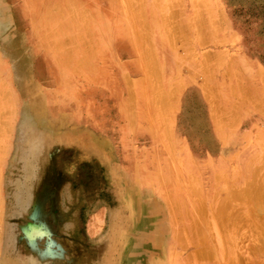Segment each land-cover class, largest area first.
<instances>
[{
    "label": "rangeland",
    "instance_id": "1",
    "mask_svg": "<svg viewBox=\"0 0 264 264\" xmlns=\"http://www.w3.org/2000/svg\"><path fill=\"white\" fill-rule=\"evenodd\" d=\"M109 4L0 0V56L15 58L6 59V65L1 60L0 75L13 68L10 87L18 94L2 116L11 129L0 135V264H152L146 250L137 249L150 245L144 216L153 211L142 200L146 191L136 185L137 211L130 210L125 194L124 174L135 170L170 183L161 193L188 223L200 201L213 206L211 218L231 212L223 224L216 222L222 228L211 229L207 245L215 254L195 253L209 248L206 243L174 244L178 264H216L220 252L225 259L234 254L244 259L240 264H264V225L256 230L255 221L264 223V186L263 201L255 190L256 196L250 193L252 178L257 177V187L264 184V177L259 181L264 172V0ZM121 28L131 32L128 42L117 37ZM105 30L110 37H104ZM30 138L38 147L29 162ZM73 142L91 156L87 165L71 167ZM229 186L236 196L225 200Z\"/></svg>",
    "mask_w": 264,
    "mask_h": 264
},
{
    "label": "bare ground",
    "instance_id": "2",
    "mask_svg": "<svg viewBox=\"0 0 264 264\" xmlns=\"http://www.w3.org/2000/svg\"><path fill=\"white\" fill-rule=\"evenodd\" d=\"M23 1V0H22ZM55 1V0H54ZM70 1V0H69ZM81 1V0H80ZM109 1H112V0H100V2L101 3H103V4H108V5H110L109 4ZM126 1V0H125ZM25 2H27V1H25ZM84 2V1H83ZM119 3L120 2H123V1H118ZM30 3V2H29ZM28 3V4H29ZM58 3H59V1H58ZM62 3H64V2H62L61 1V4ZM31 4V3H30ZM34 5V4H33ZM112 5V4H111ZM126 5H128L127 3H125V4H123L122 6H126ZM10 6V5H9ZM74 7V6H73ZM141 7V6H140ZM143 7H145V6H143ZM156 7V6H155ZM86 8V7H85ZM129 8V7H128ZM127 8V9H128ZM142 8V7H141ZM30 9V8H29ZM80 9V8H79ZM152 9H154L153 7H152ZM165 9V8H164ZM138 11V10H137ZM136 11V12H137ZM140 11H142L141 9H140ZM149 11V13H150V10H148ZM128 12V11H127ZM154 12V11H153ZM132 13V12H131ZM139 13V12H138ZM137 13V14H138ZM149 13H147V14H149ZM160 13V12H159ZM165 14V13H164ZM129 15H132V14H129ZM133 17H135V16H133ZM137 17V16H136ZM139 17V16H138ZM137 17V18H138ZM153 17H154V15H153ZM162 17H163V15H162ZM162 17H160V18H162ZM150 18V17H149ZM166 18V17H165ZM132 19V18H131ZM152 19V18H151ZM167 19H169V17L167 18ZM171 19H173V18H171ZM156 20V19H155ZM170 20V19H169ZM137 21V20H136ZM165 21V20H164ZM167 21V20H166ZM172 21V20H171ZM171 21H169L168 22V24H170L171 25ZM174 22H175V20H173ZM93 22V21H92ZM95 22V21H94ZM112 22V21H111ZM150 22V21H149ZM159 22V21H158ZM174 22H172V24L174 23ZM86 24H87V21L85 22ZM125 23H127V22H125ZM134 23V22H133ZM148 23V22H147ZM151 23V22H150ZM157 23V22H156ZM176 24L178 23V22H175ZM89 24V23H88ZM95 24V23H94ZM93 24V25H94ZM103 24V23H102ZM162 24H163V22H162ZM166 24H167V22H166ZM68 25V24H67ZM73 25V24H72ZM84 25V24H83ZM90 25V24H89ZM88 25V26H89ZM109 25V24H108ZM150 25V24H149ZM174 25V24H173ZM173 25H171V26H173ZM178 25H180L181 26V24L179 23ZM177 25V26H178ZM95 26V25H94ZM103 26V25H102ZM110 26V25H109ZM108 26V27H109ZM120 26V25H119ZM166 26V25H165ZM169 26V25H168ZM180 26H178L179 27V30L177 29V31H179V32H182V30L183 29H181V31H180ZM98 27V26H97ZM130 27H132V26H130ZM144 27H146L147 28V26H145V23H144ZM151 27H152V24H151ZM176 27V26H175ZM177 27V28H178ZM183 27V26H182ZM87 28V27H86ZM85 28V29H86ZM94 28V27H93ZM92 28V29H93ZM99 28V27H98ZM127 28V27H126ZM82 29V28H81ZM105 29V28H104ZM103 28L101 29V30H104ZM110 29V28H109ZM148 29V28H147ZM173 29H175V28H173ZM67 30V29H66ZM65 30V31H66ZM76 30V29H75ZM87 30H89V29H87ZM98 29L96 28V30L95 31H97ZM144 31L146 30V29H143ZM142 30V31H143ZM149 30V29H148ZM163 30V29H162ZM171 30H172V27H171ZM176 30V29H175ZM69 31V30H68ZM94 31V30H93ZM94 31V32H95ZM109 31L110 30H105L104 31V37H107V36H109L110 37V34H111V32L109 33ZM114 31V30H113ZM17 32V31H16ZM70 32H71V29H70ZM75 32V31H74ZM73 32V33H74ZM115 32V31H114ZM149 31H147V33H148ZM163 32V31H162ZM162 32H161V34H162ZM165 32H167V31H165ZM171 32H173V33H175L176 31H171ZM179 32H177L176 34H178ZM184 32V31H183ZM182 32V33H183ZM23 33V32H22ZM66 33H67V31H66ZM80 33V32H79ZM90 33V32H89ZM101 33V32H100ZM146 32L144 33V36H145V34H147ZM172 33V34H173ZM186 33V29H185V32H184V34ZM58 34V33H57ZM71 34V33H70ZM95 34V33H94ZM116 34H117V37H119V38H121V39H123V40H125V39H127V41L126 42H128V40H129V38L130 37H132V35H131V32L129 33L128 31H126V30H122V28L121 29H117V31H116ZM141 34H142V32H141ZM149 34V36H148V38L147 37H144V38H147L148 39V41H149V37H151L150 36V32L148 33ZM164 34V33H163ZM167 34H169V33H167ZM58 35H60V34H58ZM73 35H75V34H73ZM77 35V34H76ZM80 35V34H79ZM85 35V34H84ZM92 35V34H91ZM101 35V34H100ZM143 35V34H142ZM155 35V34H154ZM157 35V34H156ZM170 35H171V33H170ZM190 35V34H189ZM169 36V35H168ZM172 36V35H171ZM174 36V35H173ZM2 37V36H1ZM69 37V36H68ZM73 37V36H72ZM79 37H81V36H79ZM95 37V36H94ZM98 37H99V35H98ZM136 37H138V38H140V35H137ZM136 37H134V38H136ZM166 37V36H165ZM54 38V37H53ZM75 38H76V36H75ZM89 38V37H88ZM96 38V37H95ZM100 38V37H99ZM144 38H143V40H144ZM64 39V38H63ZM72 39V38H71ZM77 39V38H76ZM163 39H164V35H163ZM166 39V38H165ZM169 39H170V37H169ZM168 39V40H169ZM179 39H181V38H179ZM56 40H57V38H56ZM154 40V39H153ZM174 40V39H173ZM175 40H176V38H175ZM175 40H174V42H175ZM25 41V40H24ZM72 41V40H71ZM86 41V40H85ZM84 41V42H85ZM90 41H92V40H90ZM89 41V42H90ZM98 41V40H97ZM100 41H101V39H100ZM147 41V42H148ZM164 41V40H163ZM167 41V40H166ZM57 42H59V41H57ZM64 42H65V45H66V40H64ZM78 42V41H77ZM96 42V41H95ZM145 42V41H144ZM150 42H151V40H150ZM2 43L3 44H5V45H8V43H10L9 42V40L8 39H2ZM49 43V42H48ZM47 43V44H48ZM73 43H75V42H73ZM79 43V42H78ZM75 44V45H79V44ZM82 44L81 45H85L86 44V42L85 43H83V42H81ZM171 43V42H170ZM23 44V43H22ZM88 44V43H87ZM93 44V43H92ZM100 44V43H99ZM146 44V43H145ZM50 45V44H49ZM52 45V44H51ZM74 45V46H75ZM83 45V46H84ZM97 45V44H96ZM103 45V44H102ZM175 45V44H174ZM179 44H177L176 46H178ZM60 46V45H59ZM72 46V45H71ZM91 46V45H90ZM154 46H156V45H153L152 46V48L154 47ZM53 47V46H52ZM63 47V46H62ZM62 47H61V49H62ZM68 47V46H67ZM66 47V48H67ZM100 47V46H99ZM103 47H104V45H103ZM143 47H145V45H143ZM148 48H149V46H147ZM174 47V46H173ZM48 48V47H47ZM59 48V47H58ZM71 48V47H70ZM69 48V49H70ZM86 48H88V47H86ZM92 48L93 49H95L94 48V45L92 46ZM92 48H90V49H92ZM40 49H42V48H40ZM44 49V48H43ZM50 49V48H49ZM68 49V50H69ZM77 49H79V48H77ZM77 49H76V51H77ZM89 49V50H90ZM137 49H138V47H137ZM157 49V48H156ZM175 50L177 49V48H174ZM54 50H56V49H54ZM60 50V49H59ZM62 50H64V48L62 49ZM67 50V49H66ZM68 50H67V55H68ZM159 50V49H158ZM178 50V49H177ZM31 51V50H30ZM81 51V50H80ZM91 51V50H90ZM102 51V50H101ZM134 51H135V49H134ZM140 51V50H139ZM151 51V50H150ZM153 51V50H152ZM182 51L184 52V50H181V52L180 53H182ZM53 52V51H52ZM83 52H85V51H83ZM141 52H142V50H141ZM178 52V53H179ZM101 53V52H100ZM103 53H104V51H103ZM26 54V53H25ZM70 54V53H69ZM81 54H84V53H82L81 52ZM163 54V53H162ZM183 54V53H182ZM191 54V53H190ZM27 55V54H26ZM102 55V54H101ZM146 55V53L144 52L143 54H141V57H144ZM151 55H153V54H151ZM155 55H156V53H155ZM180 55V54H179ZM3 56H5V57H3ZM3 56H0V63H3L4 65H6V64H8L7 63V60L6 59H11V58H14L13 57V55L12 54H4ZM54 56V55H53ZM69 56V55H68ZM97 56V55H96ZM3 57V58H2ZM61 57V56H60ZM64 57V56H63ZM67 57V56H66ZM182 57V56H181ZM187 57V56H186ZM55 58V57H54ZM53 58V59H54ZM3 59V60H2ZM15 59V58H14ZM52 59V60H53ZM185 59V58H184ZM3 62H2V61ZM56 60V59H55ZM54 60V61H55ZM33 62V61H32ZM55 63V62H54ZM78 63H80V62H78ZM33 64V63H32ZM1 66V65H0ZM55 66V65H54ZM152 66V65H151ZM58 67V66H57ZM60 68V67H59ZM0 69H1V67H0ZM61 69V68H60ZM3 70V69H2ZM2 70H0V71H2ZM58 70V69H57ZM63 70V69H62ZM159 70H161V69H158V71H157V69L156 70H153L154 72H156V73H158L159 72ZM177 70V69H176ZM51 71V70H50ZM61 72V71H60ZM146 72V71H145ZM150 72V68H149V71H148V74H150L149 73ZM13 73V68L11 69V71L8 73V74H6V75H4V76H2V74L0 75V135L1 134H3V132H5L6 130V132H7V134L8 133H10V129H11V126L8 124V120L7 119H4L2 116L6 113V111H5V113L3 112V109H4V106H8L9 105V103L11 104L12 102L14 103V101L16 100V97H17V93L15 92H13L12 91V89H11V87H10V85H13V78H12V76H11V74ZM63 73V72H62ZM161 73V72H160ZM29 75H31V74H29ZM151 76H152V74H150ZM160 75V74H159ZM155 74L153 73V78L155 79ZM63 77H65V76H63ZM125 77H126V75H125ZM150 77V76H149ZM163 77V76H162ZM150 78H152V77H150ZM130 79V78H129ZM151 80L150 79V83H152V81H154L155 82V80ZM173 79V78H172ZM64 80V79H63ZM127 80V79H126ZM168 80V79H167ZM51 81V80H50ZM129 81V80H128ZM127 81V82H128ZM134 82H135V80H133ZM133 81H131L130 80V82H132L133 83ZM140 82H141V84L144 82V79H140L139 80ZM139 81H137V82H139ZM129 82V83H130ZM137 82H135V83H137ZM174 82V81H173ZM172 82V83H173ZM176 82V81H175ZM128 83V87H130V86H132V88H133V84L131 85V84H129ZM25 84L26 85H28V84H30V82L28 83V81H26L25 82ZM25 84H24V87H25ZM66 84V83H65ZM153 84V83H152ZM151 84V85H152ZM159 84V83H158ZM170 84V83H169ZM168 84V85H169ZM16 85V84H15ZM14 85V86H15ZM20 84H17V86H19ZM155 86H157L156 85V83L154 84ZM159 85H161V84H159ZM40 86V85H39ZM64 86V85H63ZM153 86V85H152ZM159 87H161V86H159ZM158 87V88H159ZM56 88V87H55ZM60 88V87H59ZM153 88V87H152ZM20 89H23V87L22 86H20ZM160 89V88H159ZM163 89V88H162ZM28 90V89H27ZM27 90H24L23 91V93L26 91V94H28V92H27ZM153 90V89H152ZM130 92V91H129ZM134 92V91H133ZM19 93L20 94H22V92L19 90ZM51 93V92H50ZM132 93V92H131ZM135 93V92H134ZM154 94H155V92H153ZM158 93V95H159V91L157 92ZM163 94H162V97H163V95H164V92H162ZM31 94V93H30ZM44 94V93H43ZM53 94V93H52ZM133 94V93H132ZM53 95H55V94H53ZM157 95V94H156ZM161 95V94H160ZM159 95V96H160ZM128 96H130L129 98H133V95H129V93H128ZM132 96V97H131ZM159 96L157 97V98H159ZM166 96V95H165ZM56 97V96H55ZM156 97V96H155ZM162 97H160V98H162ZM15 98V99H14ZM163 98H165V97H163ZM53 99H55V98H53ZM130 99V100H131ZM148 99V98H147ZM19 100V99H18ZM17 100V101H18ZM133 100H134V98L131 100L132 102H133ZM152 100H155V99H152ZM136 101V100H135ZM24 103V102H23ZM37 103V102H36ZM152 103H153V101H152ZM130 104V103H129ZM131 104H133L134 105V103H131ZM153 105V104H152ZM26 106V105H25ZM24 106V107H25ZM120 106V105H119ZM131 106V105H130ZM30 107V106H29ZM44 107H45V105H44ZM129 108V107H128ZM132 108V107H131ZM133 108H135V106L133 107ZM46 109V108H45ZM124 109V108H123ZM42 110V109H41ZM126 110V109H125ZM135 110V109H134ZM7 111H9V110H7ZM39 111V110H38ZM44 111V110H43ZM158 112V111H157ZM33 113H34V111H33ZM42 114V113H41ZM41 114H40V116H41ZM46 114V113H45ZM33 116V115H32ZM152 116V115H151ZM164 116V115H163ZM169 116V115H168ZM3 118V119H2ZM7 118V117H6ZM41 119V118H40ZM43 120V119H42ZM164 120V119H163ZM135 122V121H134ZM132 123V122H131ZM168 123V122H167ZM169 124V123H168ZM133 126V125H132ZM166 126H167V124H166ZM8 127V128H7ZM161 127V126H160ZM25 128V127H24ZM73 128V127H72ZM166 128V127H165ZM164 128V129H165ZM74 129V128H73ZM9 130V131H8ZM24 130V129H23ZM49 131H50V129H49ZM84 131H86V130H84ZM87 131H88V129H87ZM164 131V130H163ZM70 132V131H69ZM56 133V132H55ZM87 133V132H86ZM4 135V134H3ZM51 135V134H50ZM93 135V134H92ZM167 135V134H166ZM2 136V135H1ZM78 136V135H77ZM54 138V137H53ZM172 138V137H171ZM30 141H33L32 140V138H30L29 139V148H31L30 150H29V153H30V159H29V162L30 161H32V158H33V156L36 154V150H37V147H38V143H35V141H33L32 142V146H30ZM85 141V140H84ZM95 141V140H94ZM74 143V146H75V148H76V151L75 150H73V151H71L70 152V154L71 155H73L72 157H71V162H72V166L71 167H79V165L80 164H85V165H87V163H89L90 162V158H91V156L85 151H82L81 150V147H79V148H77V142H73ZM4 146V145H3ZM6 146V145H5ZM4 146V147H5ZM72 146V145H71ZM0 147H1V145H0ZM55 147V146H54ZM53 148V147H52ZM59 148V147H58ZM100 148V147H99ZM6 149V148H5ZM101 149V148H100ZM1 150H2V148H1ZM4 150V149H3ZM19 151V150H18ZM54 151V150H53ZM1 152V151H0ZM4 152V151H3ZM50 153V152H49ZM5 154V153H4ZM95 155V151H93V156ZM55 156V155H54ZM53 156V157H54ZM114 157V156H113ZM41 159V158H40ZM110 159V158H109ZM113 159V158H112ZM1 160V159H0ZM56 160V159H55ZM111 160V159H110ZM50 162V161H49ZM70 162V163H71ZM50 164V163H49ZM55 164H56V162H55ZM164 166H167V161H165V165ZM45 168V167H44ZM48 168V167H47ZM137 168V167H136ZM69 169V168H68ZM45 169H43V171H44ZM113 170H114V168H113ZM135 171H137V170H135ZM133 172V173H131V175H129V174H124V180H125V194H126V198H127V202L129 203L128 205H129V208H130V210L131 211H137L139 208H140V206H139V201H140V199H139V197H138V195H137V191H136V185L137 186H139V187H142V189H144V191H146V194H145V198H143L142 200L145 202V203H147V208L149 209V210H151V211H153L152 213H148V214H146L145 216H144V219H146V221H147V233H148V235H149V240H150V245H149V247H148V250L143 246V245H140L139 244V246H138V250H146V254H147V256H148V260L152 263V264H178L180 261H179V254L180 253H177V249H178V247L180 246H183V247H185V246H187L188 244L189 245H191V244H193V246L194 247H196V246H199L200 244H202L203 245V243H206V245L208 244V242H209V235H210V233H212V231H211V229L214 227V229L215 228H217V227H221L222 228V225H217V223H219V221L220 220H222L221 222L222 223H219V224H223V219H225V218H227V216H228V212L226 213V215L225 214H223L222 212H220L218 215H216L217 217H212L211 218V214H212V208H213V206L210 204V205H205L204 207H203V205H202V202L200 201H198L201 205H200V207L201 208H198V209H195L194 210V212H192V220H191V222L190 223H188V222H186V219L188 218V217H184V216H178V215H176L175 214V212L174 211H172V208H170V207H168V202H170L169 201V197L168 196H166V195H163V193H161V191H162V187H164V186H169L170 185V183H168V182H165V181H162V180H160L159 178H158V175H156L155 173H146V172H143V173H140L139 175L136 173V172ZM192 174V173H191ZM256 174V173H255ZM259 174V173H258ZM257 175V174H256ZM256 175H253V177H256ZM88 177H90V173L88 174ZM111 177V176H110ZM260 177H264V172L263 173H261V175H259V181H261L260 180ZM104 178V177H103ZM115 179V178H114ZM121 179V178H120ZM185 179H187L186 177H185ZM253 179V181H254V183L256 182V179H257V177H256V179H254V178H252ZM264 179V178H263ZM258 180V179H257ZM258 182V181H257ZM263 182V181H262ZM262 182H260L261 184H260V189H259V187H257V185H256V183L254 184V183H251L252 185H249V184H247V186H249V187H256V188H252L251 190H252V192H250L251 194L254 192V190L256 191V193L258 194V198H259V196H260V198H261V196H262V194H260L261 193V188L264 186V184L262 183ZM41 184H42V182H41ZM191 184L192 183H188V184H186L187 186H190L191 187ZM263 184V185H262ZM97 185V184H96ZM95 185V186H96ZM193 185V184H192ZM255 185V186H254ZM259 185V184H258ZM262 185V186H261ZM190 187H189V190H191L190 189ZM193 187V186H192ZM240 187V186H239ZM180 188V187H179ZM182 188H183V186H182ZM244 188H247V187H244ZM264 188V187H263ZM34 189V188H33ZM38 189H39V187H38ZM151 189V190H150ZM193 189V188H192ZM228 189V191H227V193L228 194H226V196L227 197H224V199L225 200H227V199H229L230 197H232L234 194V196H236V193H234V194H231V191L229 190V189H231L230 188V186L227 188ZM226 189V190H227ZM237 189V188H236ZM235 188H234V190H236ZM239 189V188H238ZM259 189V191H257V190ZM41 190V189H40ZM39 190V191H40ZM250 191V190H248V189H245V191ZM264 190V189H263ZM34 191V190H33ZM183 191V190H182ZM243 191H244V189H243ZM233 192V191H232ZM240 192V191H239ZM192 193V192H191ZM241 193V192H240ZM243 193V192H242ZM246 193H248V192H246ZM255 192L253 193V195L255 194V196L257 195ZM168 194V193H167ZM260 194V195H259ZM263 195H264V192H263ZM233 196V197H234ZM252 196V195H251ZM253 197V196H252ZM262 197H264V196H262ZM125 198V199H126ZM259 198V199H260ZM121 199V201H123V199H124V197H122V198H120ZM222 199V198H221ZM261 200H262V198H261ZM222 201H223V199H222ZM263 201V200H262ZM118 203H121V202H119V200H118ZM177 203V202H176ZM179 203V202H178ZM177 203V204H178ZM190 204V203H189ZM193 204H194V202H193ZM230 204V203H229ZM165 205H167V207L165 208ZM263 205V204H262ZM178 206H180L179 204H178ZM217 206H220V204H218ZM232 206V205H231ZM173 207V206H172ZM226 207H228L227 205H226ZM230 207V206H229ZM233 207V206H232ZM232 207L230 208V209H232ZM262 207V206H261ZM193 208V207H192ZM216 208V207H215ZM263 208H264V206H263ZM168 209V211H166ZM174 210H177V206L175 205V207L173 208ZM217 209H218V207H217ZM229 209V208H228ZM236 209V208H235ZM263 210V209H262ZM189 211L187 210V213H188ZM229 213H231V212H229ZM237 213V212H236ZM232 214H233V211H232ZM235 214V213H234ZM180 215H181V213H180ZM188 216H189V214H188ZM239 216V215H238ZM237 216V217H238ZM253 216V215H252ZM190 217V216H189ZM193 217L195 218V221H197V223L194 225V228L195 229H193ZM229 217H231V219H232V215L230 214L229 215ZM240 217V216H239ZM260 218V217H259ZM261 218H263V217H261ZM189 219V218H188ZM187 219V220H188ZM219 220V221H218ZM262 220V219H261ZM261 220H256L255 219V221H256V223L258 224V228L256 229V230H259V228H260V226H262V225H264V223H263V221H261ZM263 220H264V218H263ZM194 221V222H195ZM258 221V222H257ZM217 222V223H216ZM227 222H225L224 224H226ZM262 223V224H261ZM202 224H205V226H202ZM229 224V223H228ZM244 224V223H243ZM257 224H255V225H257ZM261 224V225H260ZM115 225H116V223L115 224H113L112 226V231H114V228H115ZM178 225H181V226H178ZM217 225V226H216ZM260 225V226H259ZM226 227V226H225ZM264 227V226H263ZM208 228H210V229H208ZM250 228V227H249ZM254 229V228H253ZM262 229V228H261ZM260 229V230H261ZM142 230V229H141ZM210 232H209V231ZM252 230V229H251ZM137 231V230H136ZM216 231V230H215ZM215 231H213V233H215ZM227 231V230H226ZM218 232H219V229H218ZM218 232H216V233H218ZM261 232V231H260ZM264 232V231H263ZM143 233V232H142ZM219 233H221V231L219 232ZM218 233V234H219ZM252 233V232H251ZM226 234H228V233H226ZM143 235H145V234H143ZM217 235V234H216ZM215 235V236H216ZM222 235V234H221ZM224 235V234H223ZM245 235V234H244ZM262 235V234H261ZM264 235V234H263ZM210 236H212V234L210 235ZM245 236H247V235H245ZM146 237V236H145ZM260 237V236H259ZM212 238H213V236H212ZM211 238V239H212ZM220 238H221V236H220ZM252 238V237H251ZM254 238V237H253ZM262 238V237H261ZM218 239H219V237H218ZM222 239V238H221ZM256 239V238H255ZM111 242H110V244H109V247L111 248L112 246H113V244H114V237H111ZM143 240V239H142ZM257 240V239H256ZM210 241H213V240H210ZM215 242V241H214ZM224 242V241H223ZM251 242H252V239H251ZM218 243H220V241L218 242ZM217 243V244H218ZM254 243H256V242H254ZM177 245L178 247H173V245ZM214 244H216V243H214ZM257 244V243H256ZM262 244H264L263 242H262ZM261 244V245H262ZM219 245V244H218ZM221 245V244H220ZM258 245V244H257ZM204 246V245H203ZM208 247H209V245H207ZM252 246H253V244H252ZM214 248V247H213ZM234 248V247H233ZM253 248H256V247H253ZM187 249V248H186ZM200 249V248H199ZM218 249H219V247H218ZM236 249H238V247L236 248ZM258 249V248H257ZM198 250V249H197ZM203 250V249H202ZM196 251L195 253L197 254V255H201V256H203V257H207V258H209L211 255H212V253L214 252V250L213 249H210V247L209 248H207V249H204L203 251ZM217 250V249H216ZM212 251V252H211ZM220 251H222L223 252V249L222 250H220ZM238 251H239V249H238ZM258 251V250H257ZM234 252V251H233ZM195 253H193V255L195 254ZM199 253V254H198ZM218 253V252H217ZM234 253H236V252H234ZM240 253V252H239ZM190 254V253H189ZM213 254H215V253H213ZM226 254V253H225ZM217 255V254H216ZM218 255L220 256V259L216 262V264H240L241 262V260H244V259H240L239 257H236L235 256V254L233 255V258L232 259H225V258H227V257H225L224 258V256L225 255H223V254H221V252L220 253H218ZM223 255V262L221 261V256ZM231 255H232V253H231ZM238 255V254H237ZM126 256V255H125ZM218 256V257H219ZM193 257H195V255L193 256ZM198 257V256H197ZM135 258V257H134ZM201 258V257H200ZM228 258H231V257H228ZM243 258V257H242ZM248 260V259H247ZM249 260H250V258H249ZM248 260V261H249ZM47 261V260H46ZM262 261V260H261ZM130 263V262H129ZM136 263V262H135ZM134 263V264H135ZM244 263H246L245 261H244ZM131 264V263H130ZM140 264V263H139Z\"/></svg>",
    "mask_w": 264,
    "mask_h": 264
}]
</instances>
